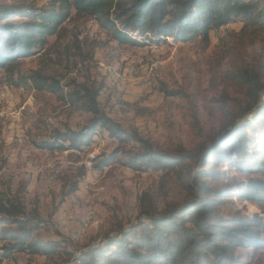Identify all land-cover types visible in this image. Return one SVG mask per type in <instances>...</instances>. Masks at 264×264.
Returning a JSON list of instances; mask_svg holds the SVG:
<instances>
[{
    "label": "rangeland",
    "instance_id": "obj_1",
    "mask_svg": "<svg viewBox=\"0 0 264 264\" xmlns=\"http://www.w3.org/2000/svg\"><path fill=\"white\" fill-rule=\"evenodd\" d=\"M21 3L46 7L49 0H0V5ZM17 14L3 22L29 20ZM60 27L12 70L0 66V205L19 200L28 215L44 221L34 235L59 246L51 257L18 252L0 264H58L66 259L65 250L84 249L118 224L128 227L145 218L146 209L162 212L187 197L175 171L135 170L119 160L94 168L97 155L118 147L133 151L135 142L121 143L104 133L82 150L43 148L41 143L57 131L82 128L91 114L76 109L60 93L38 90L30 81L20 84L19 75L38 70L50 81L69 85L65 92L74 83L102 84V109L155 148L168 151L181 146L195 151L239 119L246 100L228 79L229 72L254 67L264 81V36H256L252 28L244 32L241 23L212 31L209 42L197 36L188 42L167 38L144 45L120 42L95 18L74 10ZM163 86L185 95L167 96ZM223 94L229 97L227 103L221 102ZM217 168L226 174L213 181L216 186L228 183L227 177L244 178L228 162ZM79 178L77 191L65 195ZM144 193L150 196L145 203ZM221 211L264 215L238 196ZM244 258L249 264H264V248Z\"/></svg>",
    "mask_w": 264,
    "mask_h": 264
},
{
    "label": "trees",
    "instance_id": "obj_2",
    "mask_svg": "<svg viewBox=\"0 0 264 264\" xmlns=\"http://www.w3.org/2000/svg\"><path fill=\"white\" fill-rule=\"evenodd\" d=\"M73 10L95 18L118 41L142 45L167 38L188 42L197 36L209 42L212 31L237 23L243 25L244 32L252 28L256 36H264V0H49L46 7L1 4L0 66L12 70L21 58L35 55L36 47L47 35L57 33ZM12 13L24 14L29 20L3 22L12 18ZM18 77L20 84L30 81L38 90L60 93L76 109L91 114L82 128L57 131L41 143L43 148L82 150L97 134L108 133L121 143L138 145L133 151L118 147L97 155L92 159L95 169L119 160L135 170L153 167L175 171L187 192L182 202L170 204L162 212L146 209L145 218L128 227L118 224L95 244L65 250L67 257L58 264H249L244 257L264 248V215L241 211L226 215L221 211L231 197L238 196L264 213V81L259 69L240 68L227 74L231 83L242 89L246 105L238 120L195 151L182 146L173 151L155 148L138 131L120 125L101 107L102 84L74 83L65 92L69 85L50 81L38 70ZM161 90L167 96L185 95L166 86ZM228 100L223 94L221 102ZM221 162H228L230 169L244 178L227 177L228 183L213 184L226 174L217 168ZM79 183L80 178L65 195L77 191ZM149 199L144 193L141 201ZM43 225L37 214L26 213L19 200L1 204L0 261L18 252L53 256L59 244L34 235ZM240 249L248 252L239 253Z\"/></svg>",
    "mask_w": 264,
    "mask_h": 264
}]
</instances>
